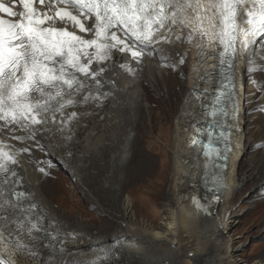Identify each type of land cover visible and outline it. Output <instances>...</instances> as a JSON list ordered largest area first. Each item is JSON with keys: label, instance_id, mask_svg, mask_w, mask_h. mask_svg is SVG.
Returning <instances> with one entry per match:
<instances>
[{"label": "snow or ice", "instance_id": "6c2138e0", "mask_svg": "<svg viewBox=\"0 0 264 264\" xmlns=\"http://www.w3.org/2000/svg\"><path fill=\"white\" fill-rule=\"evenodd\" d=\"M15 2L6 6L0 0V264H22L21 253L35 256L25 234L36 240L37 233H47L38 205L19 190L17 157L31 155L30 148L7 141H34L47 152L43 139L72 140L79 117L92 105L102 110L114 95L115 80L106 73L116 66V53L130 58L119 67L134 75L130 62L140 65L162 44L196 50V80L218 87L209 95L208 87L193 86L186 103L200 102L203 116L211 119L197 129L201 138L190 143L204 157L205 190H213L211 182L227 180L233 141L240 134L238 69L242 62L251 65L257 49H264V0H19V12L13 10ZM37 3L46 11H38ZM186 56L187 50L176 64L162 66L175 71ZM159 59L167 57L161 53ZM105 84L112 90L104 91ZM39 171L48 175L43 167ZM191 203L208 213L198 197Z\"/></svg>", "mask_w": 264, "mask_h": 264}, {"label": "bare ground", "instance_id": "6f19581e", "mask_svg": "<svg viewBox=\"0 0 264 264\" xmlns=\"http://www.w3.org/2000/svg\"><path fill=\"white\" fill-rule=\"evenodd\" d=\"M185 50V64L178 65L177 70L162 66L176 64ZM195 51L182 43L162 45L159 53L145 61L135 81L115 86L114 95L104 102L102 110L92 105L79 117L70 141L43 139L40 144L47 149L45 152L34 141L21 144L9 140L17 148H30L31 155L17 157L19 190L30 194L29 203L38 205L40 224L47 233L58 234L53 239L40 232L36 240L25 234L24 242L36 255L21 253L17 259L22 264H250L244 259V245L237 246L240 238L235 237V228L244 213L264 208V111L257 110L264 107V50L256 51L251 65L242 62L238 69L240 134L233 141L235 151L228 161L227 180L214 182L223 188L222 202L208 213L195 210L191 203L196 196L192 185L202 184L204 173V157H198L190 143L195 135L192 123L203 117L200 102L186 103L193 86L201 82L195 78ZM161 53L166 61L159 59ZM248 67L254 69L250 74L246 72ZM110 90L112 86L105 91ZM159 106L163 115L158 118ZM159 121L172 123L170 137L164 141L168 153L164 154L159 173L156 161H152L150 171L142 178L151 184L156 182L158 189L154 186L151 190L148 185L150 199L145 200L152 202L154 210L163 200L161 216H145L146 221H141L133 212L136 200L131 199L132 205L120 200L121 190L128 183L123 179V170L132 138L143 130H154ZM41 167L51 177L64 172L69 180L78 181L83 192L88 188L85 195L91 206L111 222H100L99 228L86 226L78 219L70 223L49 198L47 192L53 193L54 188L48 186L47 176L39 171ZM92 178L99 179L93 187L89 181ZM255 178L259 179L250 185ZM250 186L249 196L244 199L252 201L253 208L231 216L241 206L236 203L242 188ZM256 222L263 225L264 215ZM257 234L264 239V226ZM57 245H63L64 251L55 250ZM251 264H264V253Z\"/></svg>", "mask_w": 264, "mask_h": 264}, {"label": "rangeland", "instance_id": "374dc122", "mask_svg": "<svg viewBox=\"0 0 264 264\" xmlns=\"http://www.w3.org/2000/svg\"><path fill=\"white\" fill-rule=\"evenodd\" d=\"M176 91L179 92V88H176ZM144 106H149L147 102L143 103ZM158 107L157 110L158 118L163 115V111ZM155 129L143 130L139 133V136H134L130 143V147L127 152V163L126 167L123 170L124 172V180H127L128 183L126 187H123L120 194V200L128 201L129 205H132V201L136 200V207L133 211L135 217L138 220H145V216H161V207L163 200H160L157 204V208L154 210V206L152 202H146L145 198H149V187L151 185V190L154 186L157 188V184L154 181L153 184L148 182L145 178H142L147 172H149V167L152 164V161H156V171L159 173L161 170V163L165 161V156L167 155V150L165 149V137H170L171 126L170 122H157ZM248 136V135H246ZM246 139V137H245ZM246 141V140H245ZM151 144V145H149ZM259 153L261 148L258 149ZM259 153H255L254 156L259 157ZM156 155V156H154ZM250 152L247 153V157H250ZM55 167V165H49V168ZM47 176V177H46ZM46 182L49 185H52L54 188L53 193L47 192L49 198L54 201V207L60 212V214H64L67 218L70 219V223H74L75 220H79L80 223L89 226L99 228L100 222H104V225L111 222L112 219L100 215L99 209L93 208L89 203V199L86 197V193L88 192V188H85L86 191H82L80 189V185L78 181H71L69 177L64 172H57L55 175L51 177V175H46ZM127 178V179H126ZM87 180L88 178L85 177ZM259 179V178H257ZM250 183L253 184L256 180ZM99 179L92 178L89 180L93 185ZM141 181L142 184L140 182ZM161 183H163L161 181ZM252 186L243 187L242 194L239 197L236 205L240 206L237 208V211L231 213V216L237 217L239 214L245 212L248 208H253L252 201L245 200L244 196H249V189ZM91 188V187H90ZM84 193V194H83ZM154 193V192H153ZM155 194V193H154ZM257 197V196H254ZM62 208H60V207ZM214 214V213H213ZM217 214V213H216ZM264 215V208L258 209L257 211L249 210L244 213L243 216L238 218L240 221L239 225L236 226V238L239 239V243L237 246L244 245V259H248L250 264L255 259L261 258L262 253H264V239L258 238V232L264 226L256 222L259 216ZM217 216V215H216ZM160 221H156L158 224Z\"/></svg>", "mask_w": 264, "mask_h": 264}]
</instances>
